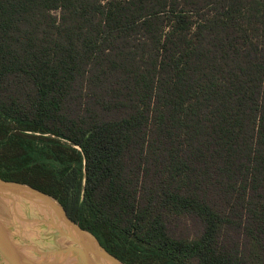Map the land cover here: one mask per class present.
Returning a JSON list of instances; mask_svg holds the SVG:
<instances>
[{"label": "trees", "instance_id": "16d2710c", "mask_svg": "<svg viewBox=\"0 0 264 264\" xmlns=\"http://www.w3.org/2000/svg\"><path fill=\"white\" fill-rule=\"evenodd\" d=\"M0 178L123 264H264V0H0Z\"/></svg>", "mask_w": 264, "mask_h": 264}, {"label": "water", "instance_id": "95a60500", "mask_svg": "<svg viewBox=\"0 0 264 264\" xmlns=\"http://www.w3.org/2000/svg\"><path fill=\"white\" fill-rule=\"evenodd\" d=\"M12 219L19 224H10ZM0 264L123 263L72 221L58 201L0 178Z\"/></svg>", "mask_w": 264, "mask_h": 264}, {"label": "rangeland", "instance_id": "374dc122", "mask_svg": "<svg viewBox=\"0 0 264 264\" xmlns=\"http://www.w3.org/2000/svg\"><path fill=\"white\" fill-rule=\"evenodd\" d=\"M80 87L84 88L86 91L90 90L83 86H79L70 99L67 102V110L68 114L72 117L80 116L85 119H90L92 117H98L99 119H107L110 117H115L109 113H103L96 106L92 103V98L90 99L89 96H84L85 91H83V97H80ZM34 215V213H33ZM14 223L17 225L19 222L17 220L12 219V224ZM167 227L169 233L177 239H184V240H194L198 237L201 232V225L198 224L196 221L192 220L188 216H167ZM223 240L226 245H238L240 246V250L242 253L245 252L250 256L252 259L255 258L256 252L253 248L248 245L247 240L243 237H238L235 232L229 231L225 232L223 236ZM231 248V247H230Z\"/></svg>", "mask_w": 264, "mask_h": 264}, {"label": "bare ground", "instance_id": "6f19581e", "mask_svg": "<svg viewBox=\"0 0 264 264\" xmlns=\"http://www.w3.org/2000/svg\"><path fill=\"white\" fill-rule=\"evenodd\" d=\"M22 193H24V194L28 195V194H27V192H25V191H22Z\"/></svg>", "mask_w": 264, "mask_h": 264}]
</instances>
